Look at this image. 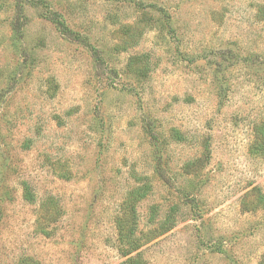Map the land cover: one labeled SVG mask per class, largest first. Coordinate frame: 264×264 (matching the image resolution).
<instances>
[{
  "label": "rangeland",
  "instance_id": "1",
  "mask_svg": "<svg viewBox=\"0 0 264 264\" xmlns=\"http://www.w3.org/2000/svg\"><path fill=\"white\" fill-rule=\"evenodd\" d=\"M135 246L264 264V0H0V264Z\"/></svg>",
  "mask_w": 264,
  "mask_h": 264
},
{
  "label": "trees",
  "instance_id": "2",
  "mask_svg": "<svg viewBox=\"0 0 264 264\" xmlns=\"http://www.w3.org/2000/svg\"><path fill=\"white\" fill-rule=\"evenodd\" d=\"M19 7V11H22V5H19L18 6ZM52 21H55L54 20V18L52 19ZM63 31H68V30H66V28H63ZM139 249V247L137 246H135L134 248H132L131 250H128L125 254H124V256L125 257H129L128 259H127V262H129V264H131L135 259L131 256L134 252H136L137 250ZM131 256V257H130Z\"/></svg>",
  "mask_w": 264,
  "mask_h": 264
}]
</instances>
